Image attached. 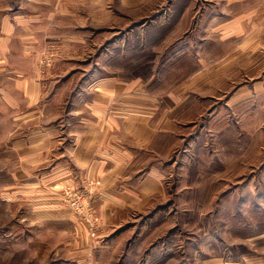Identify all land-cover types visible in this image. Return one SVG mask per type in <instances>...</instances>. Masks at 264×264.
<instances>
[{"label":"crops","instance_id":"crops-1","mask_svg":"<svg viewBox=\"0 0 264 264\" xmlns=\"http://www.w3.org/2000/svg\"><path fill=\"white\" fill-rule=\"evenodd\" d=\"M170 5L139 30L129 26L127 38L116 31L105 43L97 33L100 0L79 6L76 33L70 31L76 13L59 3L0 16V128H11L0 135V156L16 160L2 199L20 207L25 199L36 221L68 224L75 264H262L184 243L167 209L163 169L173 149L181 152L177 114L189 99L198 103L200 93L225 90L226 99L205 101L206 110L223 103L242 111L252 103L264 112V0H205L196 11L188 0ZM120 46L141 47L157 72L120 77L112 71ZM69 51L84 69L53 74L57 63L73 60ZM164 71L166 78L180 74L162 95L153 84ZM240 74L245 81L222 87ZM237 90L244 94L230 103ZM90 184L94 230L63 201L66 192L86 193Z\"/></svg>","mask_w":264,"mask_h":264},{"label":"rangeland","instance_id":"rangeland-1","mask_svg":"<svg viewBox=\"0 0 264 264\" xmlns=\"http://www.w3.org/2000/svg\"><path fill=\"white\" fill-rule=\"evenodd\" d=\"M94 1L0 0V16L30 15L39 9H53L59 3L76 13L72 18V28H76L70 30L76 33L79 6L93 5ZM203 1L188 0L195 6L194 11ZM170 3L171 0H100L102 16L97 33L102 37V43L116 31H119L120 38H127L129 26L137 30L144 25V19L157 10L169 8ZM136 39L134 36L135 44ZM92 49L89 47L88 56ZM141 50V47L127 49L120 46L118 63L113 64V68L115 65L118 68L112 71L116 70L120 77L126 78L155 74L157 69L153 71L152 67L158 64L149 65ZM69 54L73 60L57 63L53 74H61L62 71L69 74L84 69L85 64L79 63L82 58L78 53L69 51ZM91 64L88 60L86 67L92 71ZM183 65L185 75L188 71L185 67L189 63ZM166 74V71L158 73L159 78L153 85L160 90L154 92L168 94L170 85L178 81L174 74L178 76L180 73L173 72L168 78ZM241 75L226 80L227 84L222 87L236 86L245 81ZM221 91L225 90H214V94L200 93L196 100L198 103L195 98L189 99L178 111V119L184 125V140L181 152L177 154L178 148L173 149L169 153V165H164L163 169L166 199L171 201L167 209L176 217L184 243L196 242L198 247L207 252L213 250L228 260H259L264 264V112L256 111L249 102L243 104V107L248 106L242 111L223 103L206 110L205 101L217 102L223 97ZM242 94L244 90H237L228 101L233 103ZM224 99L226 97L221 101ZM194 125L195 129L191 130ZM10 129L0 128V135L4 131L8 134ZM174 155H180L176 163L172 160ZM15 162L10 155L0 156V170H3L0 172V264H75L79 255L72 253L77 250L72 248L73 233L68 224L36 221L25 199L22 207L15 206L14 201L11 205L3 201L7 186L13 184L6 171L13 169ZM93 189L94 185H88L87 191L93 192ZM66 193L63 198L65 204ZM91 201L90 213L97 217L93 197ZM19 219L23 220L22 223L16 222Z\"/></svg>","mask_w":264,"mask_h":264},{"label":"built area","instance_id":"built-area-1","mask_svg":"<svg viewBox=\"0 0 264 264\" xmlns=\"http://www.w3.org/2000/svg\"><path fill=\"white\" fill-rule=\"evenodd\" d=\"M92 194V190H88L86 193L68 191L66 193V204H68L74 212H78L80 215L86 213L84 216L82 215L83 220L89 224L91 230H94L98 219L96 216L90 213L92 211Z\"/></svg>","mask_w":264,"mask_h":264}]
</instances>
